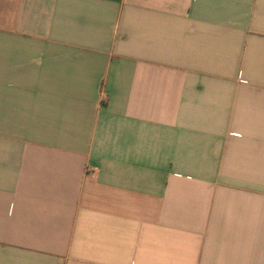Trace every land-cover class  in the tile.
Here are the masks:
<instances>
[{
    "label": "crops",
    "instance_id": "obj_1",
    "mask_svg": "<svg viewBox=\"0 0 264 264\" xmlns=\"http://www.w3.org/2000/svg\"><path fill=\"white\" fill-rule=\"evenodd\" d=\"M0 264H264V0H0Z\"/></svg>",
    "mask_w": 264,
    "mask_h": 264
}]
</instances>
